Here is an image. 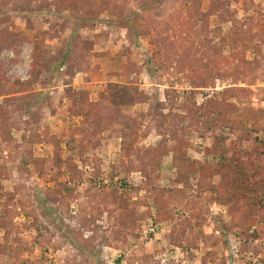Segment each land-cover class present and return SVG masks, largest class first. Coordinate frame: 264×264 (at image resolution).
<instances>
[{
	"label": "rangeland",
	"instance_id": "1",
	"mask_svg": "<svg viewBox=\"0 0 264 264\" xmlns=\"http://www.w3.org/2000/svg\"><path fill=\"white\" fill-rule=\"evenodd\" d=\"M13 35L23 42L0 55V264H264V218L248 228L197 189L190 167L213 132L161 142L188 97L230 86L245 87L228 97L240 133H214L264 137V0H0V42ZM232 58L249 62L247 82L219 77ZM108 94L145 114L132 143L105 130L69 148L62 134ZM138 147L162 149L151 181L129 161ZM154 185L172 213L158 224ZM185 217L194 241L175 246Z\"/></svg>",
	"mask_w": 264,
	"mask_h": 264
},
{
	"label": "trees",
	"instance_id": "2",
	"mask_svg": "<svg viewBox=\"0 0 264 264\" xmlns=\"http://www.w3.org/2000/svg\"><path fill=\"white\" fill-rule=\"evenodd\" d=\"M126 22L123 23L129 26ZM23 39L13 35L10 39L0 42V55L7 48L21 45ZM248 69L247 60L232 58L226 62V66L222 63L217 73L220 78H230L240 84L248 81ZM193 82L195 88H200L204 82L206 83L205 79L198 77ZM243 88L245 87H227L223 90L224 94L221 98L208 97L199 101L195 94L188 97L185 110L175 113L165 125L166 131L161 142H164L168 135L174 137L178 134L184 142L186 137L206 139L207 135L213 132L207 155L190 167L197 176V189L211 190L216 197L220 198L222 204L229 207L232 217L249 228L264 218V137L256 136L252 139L248 131V135H238V138L231 140L230 145H227L226 137L221 132L214 133L217 130L215 126L240 133L236 118L233 116L236 104L229 101L228 97L235 90H244ZM114 98L113 94H108L97 101H86V106L89 108L87 110L91 116L76 128L62 134L69 148L76 142L73 138L75 134L81 135L82 143H91L99 140L105 130H110L120 137L123 145L127 142L132 143L145 114L129 112L122 103L114 102ZM87 110L85 108L82 112L86 113ZM141 149V147L136 148L134 157L129 155L128 158L131 164L135 159L138 160L141 174L151 181L155 178L153 170L157 169L162 161L163 152L161 147ZM68 166L70 169L73 168L72 172L75 171L72 173V178L75 174L83 175L75 163L69 162ZM214 178H218V181L215 182ZM109 186H113V183H101L95 186V189L97 192L101 190L106 194ZM153 188L157 193V217L154 222L158 224L172 217V213L167 210L163 189L159 185H154ZM193 226L188 217L178 219L169 232L170 242L175 246L193 243L190 232Z\"/></svg>",
	"mask_w": 264,
	"mask_h": 264
}]
</instances>
